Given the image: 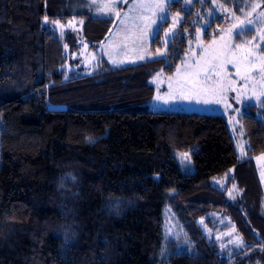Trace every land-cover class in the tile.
Listing matches in <instances>:
<instances>
[{
  "label": "trees",
  "instance_id": "obj_1",
  "mask_svg": "<svg viewBox=\"0 0 264 264\" xmlns=\"http://www.w3.org/2000/svg\"><path fill=\"white\" fill-rule=\"evenodd\" d=\"M234 1L239 13L248 0ZM199 4L186 10L182 0L168 3L184 14L168 58L115 66L101 56L91 73L67 74L66 43L72 51L78 36H62L52 22L82 20V37L96 49L115 19L94 16L87 0H0V264H264L254 164L264 152V99L243 106L246 157H239L225 115L148 107L150 78L174 71L195 12L204 11ZM169 22L160 23L151 51ZM222 22L212 18L204 39ZM183 153L192 171L183 168ZM226 175V187L211 184ZM234 182L246 212L227 195ZM166 205L193 253L174 241L165 245ZM217 211L229 214L239 249L223 250L203 231L199 219L210 225Z\"/></svg>",
  "mask_w": 264,
  "mask_h": 264
},
{
  "label": "rangeland",
  "instance_id": "obj_2",
  "mask_svg": "<svg viewBox=\"0 0 264 264\" xmlns=\"http://www.w3.org/2000/svg\"><path fill=\"white\" fill-rule=\"evenodd\" d=\"M170 1L173 0H128V3H122L121 0H87L88 8L94 16H106L115 19L114 25L109 32L110 37L102 40L96 49L90 48L88 42L82 37V20L74 18L68 21L56 20L59 23H54L56 21H53L51 27L58 30L62 36L66 37L68 31H72L78 36L76 38L78 45L72 51L68 50V44L66 43V53L71 52L65 68L66 73L68 74L71 70H75L76 73H91L96 69L101 56H106L111 64H113V60L122 61V63L114 64L115 66L135 63L155 56H167L168 51H170L168 49L169 44L173 36L180 31V25L184 21L183 12L171 11L168 8ZM195 1L198 0H182L183 7L189 10ZM199 1V7H203L204 5V11L201 12V8H199L195 12L192 19V25H195V29L194 31H186L187 48L176 64L174 71L170 74L159 69L150 78V83L155 87V93L149 100L148 107L159 111H198L225 115L232 132L237 153L239 157H246L248 141L241 122L243 106L247 104L258 105L264 99V80L261 79L259 71L261 64L259 57L264 56V52H261V47L264 44V39H262L264 37V16L260 15L264 13V2L263 0H248L247 2H243L244 4L247 3L246 7H242L241 12L238 10L239 13H237L233 8L235 4L234 0L232 1L233 5L228 4L224 0H209V4H205V0ZM133 2H143L153 5L163 2L165 9L163 12H160L156 8H153L151 11L145 10L143 15L155 20L156 23L145 28L144 24L140 22L139 29H142L144 32L143 38L125 41L126 29L125 25L120 23V20L123 19V13L128 12L129 4ZM106 4L113 6L114 11L120 12L121 17L118 18L114 14L105 12L101 7H98ZM253 5H258V7L253 8ZM130 15H138V13H130ZM216 15H219L223 20L218 34L210 40H205L204 32L211 19ZM161 16H165L170 22L163 31L162 45L157 47L155 52H153L151 51V42L157 34L160 23L164 21L160 19ZM250 19L253 20V23L248 25L246 22ZM248 29H252V31L249 30L246 33ZM237 32H240L242 41H235V34ZM137 35H139V31H137ZM249 51L254 53V57L250 58V65L241 59ZM141 55L145 59L140 60L138 57ZM217 56L219 57V60H217L218 64L223 63L226 59L235 58L240 60L237 66L224 64V68L221 70L222 79L226 83L231 81L236 91H227L223 97L215 98L210 96H198L192 100L179 98L180 93L177 91V81L187 79L192 72L204 67L206 60ZM237 68H239L241 74H245L247 68H252L249 74L250 78L245 81L237 76ZM178 69L180 70L179 74L177 72ZM200 79L203 80V77L201 76ZM212 79H216L215 73H212ZM169 84L172 85L171 89L169 88ZM187 94L188 92L185 91L184 95ZM170 95H175L177 98L171 99ZM157 96H160L161 99H156ZM204 99L213 101L214 99H221V102L206 104L202 102ZM239 145H244L243 149ZM262 157H264V152L256 155L254 157V164L262 189L260 208H257V213L264 216V158ZM180 159L185 170H193V165H191L187 153L181 154ZM232 174L233 170L230 171L229 175ZM229 175L212 178L211 184L224 188L226 187ZM227 195L233 201H236L244 212L247 211V205L243 204V188L237 182L232 183L228 188ZM250 205V207H253L252 203ZM210 216L212 218V224L210 225L204 222V218L198 221L203 231L210 238L214 239L223 250L231 252L233 248L239 249L242 237L230 225L232 221L229 214L217 211L210 213ZM163 234L165 245L167 242L174 241L175 243L177 242L176 245L178 244L179 250L181 249L188 253L195 251L194 243L190 241L189 235L186 234L182 223L169 205L165 206L163 213Z\"/></svg>",
  "mask_w": 264,
  "mask_h": 264
},
{
  "label": "snow or ice",
  "instance_id": "obj_3",
  "mask_svg": "<svg viewBox=\"0 0 264 264\" xmlns=\"http://www.w3.org/2000/svg\"><path fill=\"white\" fill-rule=\"evenodd\" d=\"M122 3H128V0H121ZM101 7L103 11L108 12L110 14H114L116 17H121V13L118 11H114L113 6L111 5H103L98 6ZM258 7V5H253V8ZM153 8L158 9L160 12H163L165 9V5L163 2L156 3V4H147L143 2H133L130 3L128 6V12L123 13V19L120 20V23L125 25L126 34L124 36V40H135V39H142L144 32L142 29H139V23L142 22L145 26V28L149 27L151 24H155L156 21L152 20L150 17H145L143 15V12L145 10L151 11ZM130 13H138V15H130ZM260 15L264 16V13H261ZM161 20H165V16L160 17ZM45 21L47 22V17H45ZM54 23H59L58 21ZM243 23V22H242ZM248 25H251L253 23V20H248L246 22ZM63 27V26H61ZM137 31H139V35H137ZM264 39V37H262ZM251 57H254V53L249 51L247 55L243 58H241L243 61H245L247 64H251ZM140 60L145 59L143 55L138 57ZM261 60V64L259 66V71L261 73V79L264 80V56L259 57ZM217 60H219V57H213L205 61V66L202 68H198L196 71L192 72L191 75L183 80L177 81V91L180 93L181 99L186 100H192L194 97L198 96H210V97H223L224 93L227 91H236V88L233 87V84L231 81H228L227 83L222 79L221 77V70L224 68V64H232L234 66H237L240 63V60L238 59H226L223 61V63L218 64ZM113 64L116 63H122V61H112ZM199 63V62H197ZM219 69V70H218ZM179 69L177 70L179 74ZM252 71V68H247L245 74H241L239 71V68H237L236 75L239 76L241 79L247 81L250 78V73ZM212 73H215L216 79H212ZM203 77V80L200 79V77ZM169 88H172V85L169 84ZM187 91L188 94L184 95V92ZM171 99L177 98L175 95H170ZM156 99H161L160 96H157ZM203 103H220L221 99H204L202 101ZM241 149H243L244 145H239ZM243 154V153H242ZM264 158V157H262Z\"/></svg>",
  "mask_w": 264,
  "mask_h": 264
},
{
  "label": "crops",
  "instance_id": "obj_4",
  "mask_svg": "<svg viewBox=\"0 0 264 264\" xmlns=\"http://www.w3.org/2000/svg\"><path fill=\"white\" fill-rule=\"evenodd\" d=\"M109 35V36H108ZM108 35L106 36V37H110V34L108 33ZM99 46V45H98ZM98 48V47H97ZM106 59H107V57L106 56H104ZM107 61L110 63V61L107 59ZM112 65H114V64H112Z\"/></svg>",
  "mask_w": 264,
  "mask_h": 264
}]
</instances>
